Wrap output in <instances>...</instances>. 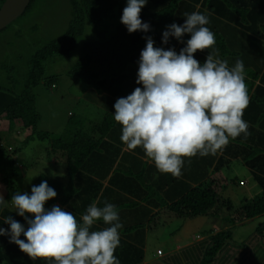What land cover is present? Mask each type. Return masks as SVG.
I'll list each match as a JSON object with an SVG mask.
<instances>
[{
	"label": "trees",
	"instance_id": "1",
	"mask_svg": "<svg viewBox=\"0 0 264 264\" xmlns=\"http://www.w3.org/2000/svg\"><path fill=\"white\" fill-rule=\"evenodd\" d=\"M4 1L0 0V7ZM68 3L67 29L31 57L21 88L5 104L3 116L9 130L16 121H21L24 129H30L24 142L35 138L50 140L75 163V168H68L66 182L40 176L20 212L0 206V264H138L143 259L145 225L161 212L183 221L198 216H221L231 225L264 216V0H69ZM111 17L118 20L113 31L107 36L101 30L98 40L85 42L82 55L68 72L74 83L92 87L102 97L101 107L105 109L101 120L90 131L80 127L67 138L39 132L36 127L40 117L32 88L41 81L54 84L57 79L53 75L44 76V63L54 55L69 57L87 22L105 25ZM225 28L235 31L231 33L234 41L218 33H225ZM180 38L192 47H197L204 38L217 46H211L208 82L200 84L205 89L226 84L233 92L244 94L234 97L235 112L245 107L233 139L223 147L224 156L213 170L209 171L210 161H192L198 171H188L191 174L185 177L166 174L151 177L147 184L145 176L134 172L135 165L126 171L121 165L114 169L117 153L108 149L111 146L103 132L114 140L119 128H132L139 113L127 120L125 112L130 109L119 100L137 108L144 106L165 67V76L170 77V59L175 49L183 47L178 45ZM222 58L230 59L228 63L237 65L240 72H246L247 66H255L249 73L251 80L217 64V59ZM228 73L234 75L233 81ZM257 78L260 84L244 103ZM115 112L122 117L115 118ZM180 157L184 159V155ZM238 157L261 192L234 208L231 200L222 195L227 180L221 171L231 158ZM13 172L1 174L7 188L15 187ZM220 172L219 177H214ZM263 232L264 221L256 228L255 236L261 237ZM232 236L230 228L211 234L201 264L216 262L222 251L233 245ZM244 246L248 244L239 247Z\"/></svg>",
	"mask_w": 264,
	"mask_h": 264
},
{
	"label": "crops",
	"instance_id": "2",
	"mask_svg": "<svg viewBox=\"0 0 264 264\" xmlns=\"http://www.w3.org/2000/svg\"><path fill=\"white\" fill-rule=\"evenodd\" d=\"M199 8L200 4L197 5V9ZM239 28L242 27L239 26ZM228 29L225 28V33H218L226 39H231L234 36L231 33H235V31ZM231 40L234 41L233 39ZM178 45L183 47L175 49L170 59V64L172 65V70L169 73L170 77L166 78L165 71L167 67H165L142 108L134 107L119 100L124 107L126 106L130 109L128 110L129 114L125 112V116L129 120L132 119V114L135 112L139 113L132 128L123 130L119 128L115 132L114 140L103 132L104 138L108 140L107 142L111 146H107L108 149L117 153L114 169L121 165L120 167L126 171L127 168L135 165L136 170L134 172H136L137 176H145L147 184H149L151 177L155 178L165 174L167 176L185 177L187 174L198 171L196 169L198 166L195 164L194 167L191 164L192 161L189 163L184 162L188 152L192 156L194 154L195 161L199 163L204 162V160L210 161L209 171L213 170L220 157L224 156L223 147L230 139H233L234 128L242 120L245 107L242 106L237 113L235 112L234 97L243 96L244 94L233 92L232 89L227 88L226 84L209 89L203 88L200 84L201 82H208L207 79L209 78L207 75L211 73V65L209 63L212 60L211 46L217 48L216 45H213L212 42H206L205 38L203 40L200 39L197 47L186 44L182 38L179 39ZM229 60L217 59V64L219 63L234 72L238 71V66L230 65L228 63ZM232 61L236 62L235 60ZM248 62H250L249 59L247 64ZM247 67L246 72H238L246 80H251L249 73L252 68L255 69V66ZM262 71H264V67ZM224 73L227 74V72ZM228 75L230 81L235 79L233 74L228 73ZM243 82L244 86L249 87L247 81ZM258 84H260V78L254 81V86L244 103L250 99ZM108 95L112 96L110 93ZM114 114L117 119L122 117L120 112H115ZM245 123L249 124L247 120H245ZM117 124L120 125L118 122ZM110 131L111 129L108 130V132ZM120 133L123 134L120 135ZM113 136L114 134H112ZM111 153H108V155H112ZM181 154L184 155V159L180 157L181 161H179ZM212 154H215V156H212ZM176 160L180 165L175 163ZM232 160H240L248 169L243 160L238 157L231 158L230 162L222 167L223 170L230 166ZM188 171L191 173H188ZM243 182L246 183V180L240 181V183ZM106 184L107 180L104 181V185ZM195 184L193 183V186ZM1 187H4V185L0 184ZM17 192L18 189L13 194H10L9 198L0 196V206L2 208L13 206L15 201L12 202L11 200L17 196ZM143 192L141 191L140 193ZM153 210L154 212L157 211L156 208H153ZM165 214L166 212H161L146 223L144 228L143 259L138 264H201L204 250L210 242V235L219 231L213 221L209 224L210 227L207 228V220L211 216H198L181 221L173 214L164 216ZM161 217L164 220L166 219L163 225L159 223ZM158 219L160 220L159 222H157ZM175 219H177L176 222L180 221L179 225L172 224L169 226L167 224V220L173 221ZM184 222H187L189 226H181ZM166 224L167 227H162L166 226ZM204 224L206 227H204ZM182 228H184L183 233ZM224 229L226 228L224 227ZM154 237L162 245L154 247ZM250 242L251 244L249 241L248 244L251 247L244 246L240 248L236 245H229L213 264H264V237L253 236ZM68 255L69 253L66 254V257Z\"/></svg>",
	"mask_w": 264,
	"mask_h": 264
},
{
	"label": "rangeland",
	"instance_id": "3",
	"mask_svg": "<svg viewBox=\"0 0 264 264\" xmlns=\"http://www.w3.org/2000/svg\"><path fill=\"white\" fill-rule=\"evenodd\" d=\"M68 1L33 0L26 11L0 31V95H3L0 97V184H3L1 174L6 175L14 169L17 170L12 173L14 175L12 183L15 187H1L0 196L9 198L10 194L15 192L13 189H18L17 196L11 200L15 201L10 207L14 212L21 211L34 184L39 183L40 176H44L46 180L58 179L66 182L68 168H75V163L62 155L63 150L50 143V140L42 141L35 138L24 142L30 129H24L21 121H16L9 130L8 121L3 116L6 113H4L5 104L21 88L31 57L50 40L60 38L67 29L70 18ZM117 22L115 17L108 18L105 25L100 26L87 22L84 33L78 38L76 47L69 57L54 55L46 60L44 76L53 75L57 79L54 84L49 85L41 81L32 88L35 94L36 111L40 117L36 127L39 132H48L52 136L67 138L80 127L90 131L94 123L101 120L105 109L101 107L102 97L98 96L92 87L74 83V79L68 72L82 55L83 44L98 40L101 30L106 31L105 35L108 36ZM191 161H195L194 154L192 156L188 152L184 162ZM181 166L183 168V164ZM221 172L227 180L224 183L227 185L222 195L231 200L234 208L239 207L242 200L254 199L261 192L250 171L240 160H232L230 166ZM221 172L214 177H219ZM232 179L235 181L232 182ZM243 179L246 183H240ZM223 210L226 209L223 208ZM168 214L170 213L164 216ZM212 219V216L208 218L207 228L213 221L218 230H223L224 227L232 229L231 242L233 245L241 246L247 245L248 241L251 244L250 240L255 236L258 225L264 221V216H257L235 225L226 222L221 216H215L214 220ZM165 220L161 217V221L158 219L157 222L160 221L159 223L163 225ZM176 221L177 219L167 220V224L179 225L180 221ZM167 224L162 227H167ZM183 225L189 226L187 222L181 226ZM206 225L204 224V227ZM183 229H181L182 233ZM262 236L264 237V232ZM160 244L154 237L153 246L157 247Z\"/></svg>",
	"mask_w": 264,
	"mask_h": 264
},
{
	"label": "water",
	"instance_id": "4",
	"mask_svg": "<svg viewBox=\"0 0 264 264\" xmlns=\"http://www.w3.org/2000/svg\"><path fill=\"white\" fill-rule=\"evenodd\" d=\"M29 3L30 0H5L0 7V30L19 17Z\"/></svg>",
	"mask_w": 264,
	"mask_h": 264
},
{
	"label": "clouds",
	"instance_id": "5",
	"mask_svg": "<svg viewBox=\"0 0 264 264\" xmlns=\"http://www.w3.org/2000/svg\"><path fill=\"white\" fill-rule=\"evenodd\" d=\"M4 185V184H3ZM4 187H5V185H4Z\"/></svg>",
	"mask_w": 264,
	"mask_h": 264
},
{
	"label": "built area",
	"instance_id": "6",
	"mask_svg": "<svg viewBox=\"0 0 264 264\" xmlns=\"http://www.w3.org/2000/svg\"><path fill=\"white\" fill-rule=\"evenodd\" d=\"M160 252V251H159Z\"/></svg>",
	"mask_w": 264,
	"mask_h": 264
}]
</instances>
